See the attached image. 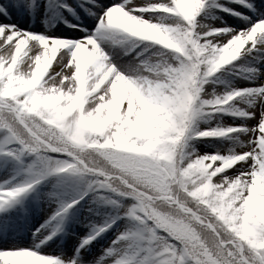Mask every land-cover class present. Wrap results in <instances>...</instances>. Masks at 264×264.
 Here are the masks:
<instances>
[{"label": "snow or ice", "instance_id": "6c2138e0", "mask_svg": "<svg viewBox=\"0 0 264 264\" xmlns=\"http://www.w3.org/2000/svg\"><path fill=\"white\" fill-rule=\"evenodd\" d=\"M0 264H264V0H0Z\"/></svg>", "mask_w": 264, "mask_h": 264}, {"label": "rangeland", "instance_id": "374dc122", "mask_svg": "<svg viewBox=\"0 0 264 264\" xmlns=\"http://www.w3.org/2000/svg\"><path fill=\"white\" fill-rule=\"evenodd\" d=\"M42 222H43V219L40 218L39 220H37V221L32 225V227H38L39 224L42 223Z\"/></svg>", "mask_w": 264, "mask_h": 264}, {"label": "bare ground", "instance_id": "6f19581e", "mask_svg": "<svg viewBox=\"0 0 264 264\" xmlns=\"http://www.w3.org/2000/svg\"><path fill=\"white\" fill-rule=\"evenodd\" d=\"M38 220H39V219H38ZM36 221H37V220H36ZM36 221H35V222H36ZM29 235H30V234H29Z\"/></svg>", "mask_w": 264, "mask_h": 264}]
</instances>
